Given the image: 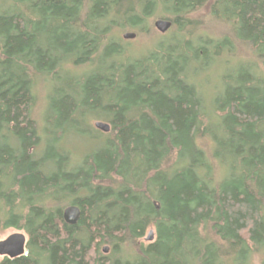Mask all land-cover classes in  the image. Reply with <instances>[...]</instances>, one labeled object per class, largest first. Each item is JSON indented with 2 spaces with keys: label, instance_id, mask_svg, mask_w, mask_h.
Wrapping results in <instances>:
<instances>
[{
  "label": "trees",
  "instance_id": "1",
  "mask_svg": "<svg viewBox=\"0 0 264 264\" xmlns=\"http://www.w3.org/2000/svg\"><path fill=\"white\" fill-rule=\"evenodd\" d=\"M157 20L172 23L167 36L132 58L115 32L150 35ZM212 67L209 102L199 77ZM40 82L59 83L42 133ZM92 118L110 132L82 130ZM68 123L102 146L59 155ZM9 229L27 235V252L0 264H247L255 253L264 264V0H0Z\"/></svg>",
  "mask_w": 264,
  "mask_h": 264
},
{
  "label": "rangeland",
  "instance_id": "2",
  "mask_svg": "<svg viewBox=\"0 0 264 264\" xmlns=\"http://www.w3.org/2000/svg\"><path fill=\"white\" fill-rule=\"evenodd\" d=\"M2 1V0H1ZM193 18H199V16H193ZM202 18H204V16L202 15ZM153 24V23H152ZM206 28H204L203 30V34H208L210 37H215V33L216 30L213 32L209 31H205ZM129 32H115L117 38L120 40V44H122L125 48H127L128 50H130L132 58H137L141 55H143L147 50H149L154 44H157L158 42L162 41V39L167 36V34H161L159 33L156 28L154 27V32H151L150 35H140L137 36L135 39L133 40H124L123 36L125 34H127ZM201 32L198 34L199 36L202 35L204 36ZM235 51L238 54V61H241V59H247L249 60L250 58V54H246L244 52H242L241 50H239L237 47L235 49ZM226 61V62H224ZM223 63L231 66L233 64V62H231L230 59H223L219 65V67H221L223 65ZM203 67H205V62L203 61L201 64ZM237 64H234L233 67H231L230 69H234L235 66ZM226 70L227 68H223V70ZM229 69V70H230ZM224 70V71H225ZM228 70V72H229ZM221 70L218 69L217 67L214 68L212 67L209 71L207 70L206 72H203L202 74H200V85H201V89L202 92L204 93L207 101L209 100V102L213 99L214 95L216 94V92L218 91L219 88V79L221 77ZM69 77V75H67ZM59 86L58 82H40L38 84V86L36 87V96H37V103L35 105L34 108V112H33V117L34 119L37 121L39 127H40V131L42 133V130L44 127H47L46 121H45V115L47 112V108L49 107V98L51 96V90L52 88H57ZM97 122H104L95 118H92L90 121L89 119H85V121L82 123L81 125V129L85 130V128L87 126L90 127L91 130H96L95 128V123ZM106 123V122H104ZM68 128H65V132H62L61 134V139L59 141L60 144V153L59 155H69V152L71 153L72 157L77 158L83 156L85 153L93 151V150H97L99 149L103 143L98 142V141H93L90 140V136H88V134H85V132H80L79 134H72L69 136V123L67 124ZM65 127V126H64ZM64 130V128H63ZM104 134V133H103ZM44 144V143H43ZM42 144V145H43ZM154 231L155 233V239L156 240V231L155 229H150L147 233L146 236L143 240V243L145 244H149L148 242H146V237L148 236V233L150 231ZM23 233L14 229H9L3 233H0V239L3 240L5 238H7L8 236L14 234V233ZM25 234V233H23ZM153 241V242H154ZM104 250V249H103ZM110 251V250H109ZM109 253V252H108ZM103 254H105L103 252ZM107 255V254H105ZM2 258L0 257V260ZM243 260H246L244 258H241ZM247 264H262V255H260V253H255L252 258L249 261H246Z\"/></svg>",
  "mask_w": 264,
  "mask_h": 264
},
{
  "label": "water",
  "instance_id": "3",
  "mask_svg": "<svg viewBox=\"0 0 264 264\" xmlns=\"http://www.w3.org/2000/svg\"><path fill=\"white\" fill-rule=\"evenodd\" d=\"M154 27L161 34H166L172 27V23L167 20H157L154 23ZM136 38V34L127 33L123 36L124 40H133ZM95 128L105 134L109 133L111 130V126L104 122L95 123ZM81 217V210L79 207L70 205L67 206L63 211V218L66 224L70 226H75ZM155 239L154 231H150L148 236L146 237V242L152 243ZM27 237L23 233H14L7 238L1 240L0 239V257L1 258H9L16 259L22 257L26 253L27 246ZM109 248L106 247L104 249V253L108 254Z\"/></svg>",
  "mask_w": 264,
  "mask_h": 264
},
{
  "label": "bare ground",
  "instance_id": "4",
  "mask_svg": "<svg viewBox=\"0 0 264 264\" xmlns=\"http://www.w3.org/2000/svg\"><path fill=\"white\" fill-rule=\"evenodd\" d=\"M97 130V129H96ZM99 131V130H98ZM99 132H101V131H99ZM101 133H103V132H101ZM105 134V133H104ZM108 134V133H107ZM26 235V234H25ZM26 237H27V235H26ZM27 240H28V237H27ZM28 242V241H27ZM106 248V247H105ZM104 248V249H105ZM26 252H27V248H26ZM103 252H104V250H103ZM26 254V253H25Z\"/></svg>",
  "mask_w": 264,
  "mask_h": 264
}]
</instances>
